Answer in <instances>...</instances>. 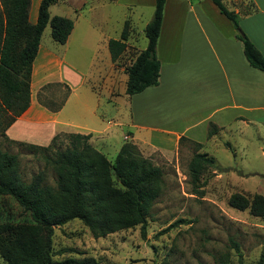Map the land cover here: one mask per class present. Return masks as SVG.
I'll use <instances>...</instances> for the list:
<instances>
[{"label": "trees", "instance_id": "trees-1", "mask_svg": "<svg viewBox=\"0 0 264 264\" xmlns=\"http://www.w3.org/2000/svg\"><path fill=\"white\" fill-rule=\"evenodd\" d=\"M0 1V126L4 114L9 116L2 128L7 138L6 130L30 106L32 68L44 30L49 25L53 40L65 44L74 29V20L51 16L50 8L57 0L41 1L35 24L29 20L31 0ZM212 1L233 23L248 63L264 71V55L242 30L239 13L229 10L223 0ZM250 2L251 9L243 12L244 15L256 12L255 4ZM165 3L166 0L155 1L153 18L145 28L147 46L142 51H135L126 67V94L129 96L159 85L161 63L157 44ZM129 39L130 23L127 20L120 38L108 41L113 62L126 57ZM53 87L66 90L62 101L55 106L45 99V94ZM70 91L65 83H48L40 89L38 102L48 110L58 112ZM219 131L220 128L211 123L208 138ZM62 136L68 139L69 145L64 150H57L56 142ZM89 140L90 135L60 134L47 146L24 143L43 153L46 167L55 175L53 185L48 183L46 170L33 175L29 182L25 181L19 156L0 149V199L12 198L25 215L22 220L8 217L0 222V254L7 264H99L94 257L54 259L57 254L53 247L54 229L73 220L82 221L94 238L136 226H141L145 233L150 210L164 185L163 169L153 165L131 142L124 143L115 160L111 161ZM214 166L213 157L196 153L189 164L192 183L199 186L203 171ZM229 204L240 211L249 210L255 217H264L263 195L250 200L242 194H234ZM233 245L240 255L238 243L233 242ZM69 252L75 251L65 248L59 254ZM257 264H264V257Z\"/></svg>", "mask_w": 264, "mask_h": 264}, {"label": "rangeland", "instance_id": "rangeland-1", "mask_svg": "<svg viewBox=\"0 0 264 264\" xmlns=\"http://www.w3.org/2000/svg\"><path fill=\"white\" fill-rule=\"evenodd\" d=\"M152 2L60 0L50 9L51 15H69L73 20L79 16L66 59L79 70L90 73V84L100 88L102 83L98 72L109 61L110 52L102 45L95 51L82 46L88 29L101 32L102 28L111 39H119L128 20L130 48L122 59L128 64L137 49L147 46L145 28L154 15ZM223 2L233 10L234 7L226 0ZM235 2L240 4L244 13L251 9L250 0ZM197 3L199 0H177L170 15H187L188 8ZM41 42L56 51L63 46L53 40L49 25ZM65 92L63 87H53L45 94V99L53 106L58 105ZM124 113L128 114L126 110ZM6 116L4 114L1 120L0 149L19 156L20 171L25 181L29 182L33 175L46 170L48 183L53 185L55 175L46 167L42 152L25 146V142H12L4 137L2 128L9 117ZM263 119L262 115L246 126L234 123L214 140L204 141L202 147L183 139L177 152L170 157L160 152L153 153L148 159L163 169L164 185L150 210L145 233L141 226H136L94 238L82 221L73 220L54 229L53 247L57 253L54 259L94 257L99 264H257L264 257V217H255L249 210H237L230 206L229 200L234 194H242L250 200L256 195L264 196ZM128 131L126 126L118 128L120 142ZM68 145V139L62 136L55 148L64 150ZM196 153H206L215 160V166L201 174L199 186L192 183L189 174V164ZM108 156L111 161L116 158L112 151ZM24 216L23 209L12 198L0 199V222L8 217L22 220ZM233 242L238 243L240 255ZM65 248L75 252L59 254ZM0 264H7L1 254Z\"/></svg>", "mask_w": 264, "mask_h": 264}, {"label": "crops", "instance_id": "crops-1", "mask_svg": "<svg viewBox=\"0 0 264 264\" xmlns=\"http://www.w3.org/2000/svg\"><path fill=\"white\" fill-rule=\"evenodd\" d=\"M41 1L31 0L32 24L37 21ZM152 1L155 5L156 0ZM226 1L239 13L242 30L264 55V0H252L256 12L247 15L235 0ZM176 2L165 3L157 44L159 85L132 96L126 94V67L132 60L128 64L113 62L110 55L98 72L102 85L97 88L89 82L90 73L66 59L78 15L62 49L56 51L40 42L32 68L30 106L6 130L7 138L47 146L60 134L90 135V144L109 160V151L117 155L126 142L135 144L147 158L156 152L170 157L183 139L199 144L210 139L211 123L220 128L211 137L214 140L234 123L246 126L262 115L264 118V71L248 63L233 23L209 0H199L188 8L187 15H170ZM100 31L89 28L82 46L94 51L100 45L108 48L111 37L102 28ZM53 82L65 83L71 90L58 112L38 102L40 89ZM124 126L129 131L120 142L117 130Z\"/></svg>", "mask_w": 264, "mask_h": 264}, {"label": "built area", "instance_id": "built-area-1", "mask_svg": "<svg viewBox=\"0 0 264 264\" xmlns=\"http://www.w3.org/2000/svg\"><path fill=\"white\" fill-rule=\"evenodd\" d=\"M127 138V137H126Z\"/></svg>", "mask_w": 264, "mask_h": 264}]
</instances>
